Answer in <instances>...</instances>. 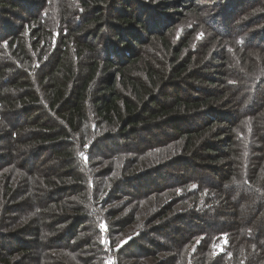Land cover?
Returning <instances> with one entry per match:
<instances>
[{
    "label": "trees",
    "instance_id": "16d2710c",
    "mask_svg": "<svg viewBox=\"0 0 264 264\" xmlns=\"http://www.w3.org/2000/svg\"><path fill=\"white\" fill-rule=\"evenodd\" d=\"M109 262L264 264V0H0V264Z\"/></svg>",
    "mask_w": 264,
    "mask_h": 264
},
{
    "label": "snow or ice",
    "instance_id": "6c2138e0",
    "mask_svg": "<svg viewBox=\"0 0 264 264\" xmlns=\"http://www.w3.org/2000/svg\"><path fill=\"white\" fill-rule=\"evenodd\" d=\"M100 228L103 230V229H105V225L102 223V224H100ZM109 264H112V262H109Z\"/></svg>",
    "mask_w": 264,
    "mask_h": 264
}]
</instances>
